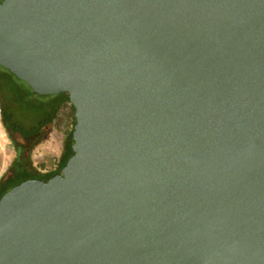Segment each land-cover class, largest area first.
<instances>
[{"label": "water", "instance_id": "water-1", "mask_svg": "<svg viewBox=\"0 0 264 264\" xmlns=\"http://www.w3.org/2000/svg\"><path fill=\"white\" fill-rule=\"evenodd\" d=\"M0 67L75 118L0 264H264V0H3Z\"/></svg>", "mask_w": 264, "mask_h": 264}, {"label": "trees", "instance_id": "trees-1", "mask_svg": "<svg viewBox=\"0 0 264 264\" xmlns=\"http://www.w3.org/2000/svg\"><path fill=\"white\" fill-rule=\"evenodd\" d=\"M3 0H0V3ZM0 98L3 102L1 120L8 135L16 146L15 158L11 166L0 178V197L18 184L31 180H47L54 176L73 155L70 146L72 131L64 144V153L56 169L48 173H40L31 164L30 154L35 145L41 142L45 133L51 128L55 113L63 103L69 102L68 95L43 96L31 91L34 97H30L23 82L18 80L12 73L0 67ZM5 90V95L3 93ZM50 97V98H49ZM8 98V103L4 100ZM5 107V108H4ZM32 117L35 122L31 126L20 124L16 115ZM26 144V146H25Z\"/></svg>", "mask_w": 264, "mask_h": 264}, {"label": "rangeland", "instance_id": "rangeland-1", "mask_svg": "<svg viewBox=\"0 0 264 264\" xmlns=\"http://www.w3.org/2000/svg\"><path fill=\"white\" fill-rule=\"evenodd\" d=\"M22 84L24 85L26 83L23 82ZM25 87L26 90L29 91L30 97H34L31 93V88L27 84L25 85ZM2 104L3 102L0 98V174H2L1 177L11 166L15 158L14 143L6 132L1 120ZM16 116L17 117L15 119L24 126H31L35 122L32 117L26 116L25 119L22 118L21 115L19 116L17 114ZM74 123V108L70 104V102H65L55 113V118L53 120L51 128L45 133V136L41 140V142L35 145L31 151L30 160L35 170L44 174L56 169L64 149V144L68 135L73 130Z\"/></svg>", "mask_w": 264, "mask_h": 264}, {"label": "flooded vegetation", "instance_id": "flooded-vegetation-1", "mask_svg": "<svg viewBox=\"0 0 264 264\" xmlns=\"http://www.w3.org/2000/svg\"><path fill=\"white\" fill-rule=\"evenodd\" d=\"M1 89V88H0ZM3 93L5 94V95H7L6 93H5V90L3 89ZM52 96V95H51ZM8 98L6 99V100H4V104L6 105V103H8ZM5 108V107H4ZM6 130V129H5ZM8 131V129L6 130V132ZM25 146H26V144H25ZM14 147H15V151H16V146L14 145ZM16 153V152H15ZM63 153H64V149H63V152H62V154H61V158H62V156H63ZM60 158V159H61ZM60 161V160H59Z\"/></svg>", "mask_w": 264, "mask_h": 264}, {"label": "crops", "instance_id": "crops-1", "mask_svg": "<svg viewBox=\"0 0 264 264\" xmlns=\"http://www.w3.org/2000/svg\"><path fill=\"white\" fill-rule=\"evenodd\" d=\"M1 175H2V174H0V178H1Z\"/></svg>", "mask_w": 264, "mask_h": 264}]
</instances>
